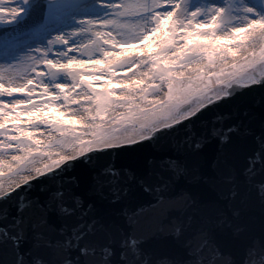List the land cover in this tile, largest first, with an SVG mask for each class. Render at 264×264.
I'll list each match as a JSON object with an SVG mask.
<instances>
[{
  "label": "snow or ice",
  "instance_id": "obj_1",
  "mask_svg": "<svg viewBox=\"0 0 264 264\" xmlns=\"http://www.w3.org/2000/svg\"><path fill=\"white\" fill-rule=\"evenodd\" d=\"M99 2L0 65V264H264V229L241 221L264 204V12ZM157 233L179 254L146 249Z\"/></svg>",
  "mask_w": 264,
  "mask_h": 264
},
{
  "label": "rangeland",
  "instance_id": "obj_2",
  "mask_svg": "<svg viewBox=\"0 0 264 264\" xmlns=\"http://www.w3.org/2000/svg\"><path fill=\"white\" fill-rule=\"evenodd\" d=\"M193 0H185L184 7L186 9H193L196 7H200L202 9L207 10V8L211 4H225L229 2V0H202L197 2L196 5H191ZM13 7H19L23 11L15 14L13 16V21L11 24L16 22L19 18L23 16L25 4L23 0H13ZM113 3L119 4L123 2V0H112ZM129 2H133V0H129ZM233 4L234 11L236 13L242 12V7L244 5H251L257 11L264 12V0H252V4L248 0H230ZM255 3L260 4V6H254ZM8 8V5L5 6ZM164 10H167L166 8ZM109 9L101 4L99 0H47L46 12L44 22L38 28L34 29L29 36H26L21 39H17L10 43L8 46L0 50V60H3L2 65H11L14 63H18L23 58L29 55H38V49H49V41L53 38V36L57 33H69L73 29L82 27L80 22L81 17H102L104 16ZM56 12H60L61 14H57ZM65 21L66 24L61 27L58 26L60 22ZM57 22V23H56ZM0 25H9V22H0ZM65 30V32H62ZM100 30V29H97ZM111 29H103V31H110ZM73 40L75 38H72ZM90 39H95L94 33L90 32L82 36V38L76 40L78 44L84 45L87 44ZM260 44H257V48ZM54 47L58 49L63 48V44L57 43ZM50 51V49H49ZM65 51H68L65 48ZM72 55H76L75 52ZM70 58V57H69ZM79 58L88 60L89 58L86 55H82ZM95 59V56L92 57ZM258 70V69H257ZM259 72V70L257 71ZM86 73V77H87ZM45 81L47 83H55V82H70V77L65 72H57L55 76L46 75ZM167 88L164 87L163 91L158 94L161 98H164V93H166ZM14 154V153H13ZM11 157H7L10 159ZM54 158V157H53ZM3 172H7V166L3 169ZM7 179V176H4Z\"/></svg>",
  "mask_w": 264,
  "mask_h": 264
},
{
  "label": "water",
  "instance_id": "obj_3",
  "mask_svg": "<svg viewBox=\"0 0 264 264\" xmlns=\"http://www.w3.org/2000/svg\"><path fill=\"white\" fill-rule=\"evenodd\" d=\"M5 28H0V32L5 31ZM241 221L247 226V229L254 234H259L264 229V204L258 200H252L249 205L243 209ZM167 223L166 218L161 217L159 220L149 216L144 221V227L148 229H158ZM223 240H230L228 234H222ZM143 246L148 250H158L167 254H179L182 247L180 241L171 235L161 233L150 236L143 242ZM7 260V257H5Z\"/></svg>",
  "mask_w": 264,
  "mask_h": 264
},
{
  "label": "bare ground",
  "instance_id": "obj_4",
  "mask_svg": "<svg viewBox=\"0 0 264 264\" xmlns=\"http://www.w3.org/2000/svg\"><path fill=\"white\" fill-rule=\"evenodd\" d=\"M13 0H0V7H5L6 5H8V8H6V9H8L9 11L13 8ZM11 20H13V17L11 18V19H8V18H2V19H0V21H11ZM65 23V21L63 20L62 22H61V24H64ZM0 65H2L1 63H0Z\"/></svg>",
  "mask_w": 264,
  "mask_h": 264
},
{
  "label": "clouds",
  "instance_id": "obj_5",
  "mask_svg": "<svg viewBox=\"0 0 264 264\" xmlns=\"http://www.w3.org/2000/svg\"><path fill=\"white\" fill-rule=\"evenodd\" d=\"M0 87H3L2 85H0ZM9 90H11V89H9Z\"/></svg>",
  "mask_w": 264,
  "mask_h": 264
}]
</instances>
